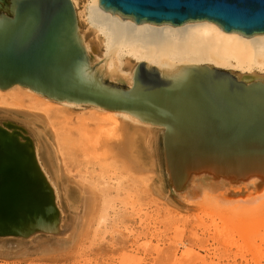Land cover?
<instances>
[{
  "label": "bare ground",
  "instance_id": "obj_1",
  "mask_svg": "<svg viewBox=\"0 0 264 264\" xmlns=\"http://www.w3.org/2000/svg\"><path fill=\"white\" fill-rule=\"evenodd\" d=\"M71 1L76 14L73 40L77 48L82 49L70 75L71 85L79 91L118 100L121 109L55 98L19 83L0 87L3 98L0 105L18 108L31 121L32 118L38 119L39 114H33L29 108L37 110L38 102L53 101L75 108L90 105L107 113V119L113 124L109 132L112 138L123 137L126 141L133 135L127 131L116 134L122 118L127 124H137L147 132L149 147L157 143L151 134L155 129L162 130L168 185L172 192H184L187 203L215 211L221 219H234L239 226H250V222L263 216V150L207 152L184 148L179 151L176 146L190 139L197 119L192 106L179 90L198 84L200 80L222 79L220 73L224 69L232 73L240 71L238 77L243 81H252L256 85L264 82V34L245 37L236 32L227 33L207 20L175 27L170 24H138L118 13L103 10L99 0H89L87 20L97 34L98 43L85 39L79 31L82 16L76 10L77 0ZM16 8L0 0V38L12 35L14 27H7L4 19H13ZM100 45L105 47L101 57ZM124 58L130 70L122 68ZM231 77L234 78L232 74L230 80ZM13 88L35 100L37 107L35 104L24 105V96L19 93L12 96L10 103V96L2 94ZM196 98L202 114L207 113L208 107L219 108L209 99L204 101L203 96L196 95ZM127 105L132 107L126 108ZM135 107L142 110H135ZM54 135L55 148L39 142H33L30 147L29 138L23 141V137L20 139L0 127V252L5 256H28L33 252L55 254L68 245L66 239L55 237L63 232L58 220L60 192L49 167L59 166V160L63 162L71 151V140L58 132ZM226 136L240 137L242 133L222 122L211 123L209 139ZM101 168L102 175L107 176L109 172L120 174L128 165L125 160L120 165L116 159L109 160L106 156ZM219 189H224L225 193L218 192ZM81 199L83 218L86 219L83 224L81 220L73 225L69 236L72 240H77L74 233L80 224L86 227L91 223L97 201L94 192L87 188L81 192ZM111 207L104 201L99 223L106 219ZM79 235L83 237L82 230Z\"/></svg>",
  "mask_w": 264,
  "mask_h": 264
},
{
  "label": "rangeland",
  "instance_id": "obj_2",
  "mask_svg": "<svg viewBox=\"0 0 264 264\" xmlns=\"http://www.w3.org/2000/svg\"><path fill=\"white\" fill-rule=\"evenodd\" d=\"M88 3L77 0L76 10L82 16L79 31L85 39L99 43L87 20ZM99 50L101 57L105 47L100 45ZM128 66L124 58L122 68L130 70ZM18 93L24 96V105L38 104L37 110L29 108L39 114L38 119L31 121L18 108L3 104L0 127L23 141L29 138L30 147L39 142L55 148V132L71 140V151L63 162L49 167L60 192L58 220L63 232L55 237L66 239L68 245L59 254L5 256L0 252V264H264V215L250 226H239L234 219H221L215 211L187 203L184 192L170 190L162 130L151 134L157 143L149 147L147 132L120 118L116 134L127 131L133 135L126 141L112 138L113 124L102 110L90 105L66 107L53 101L37 103L18 88L2 95L10 96L11 103ZM106 156L120 165L125 160L128 168L103 176L101 163ZM84 188L93 191L97 200L86 227L82 226L86 217L80 200ZM218 192L225 193L224 189ZM104 201L112 207L99 223ZM81 220L79 232L74 233L77 240H72L73 225Z\"/></svg>",
  "mask_w": 264,
  "mask_h": 264
},
{
  "label": "water",
  "instance_id": "obj_3",
  "mask_svg": "<svg viewBox=\"0 0 264 264\" xmlns=\"http://www.w3.org/2000/svg\"><path fill=\"white\" fill-rule=\"evenodd\" d=\"M3 2L17 8L13 19H4L7 27L14 29L11 36L0 38V87L19 83L55 98L121 109L118 100L79 91L71 85L70 75L82 50L73 40L76 14L71 0ZM99 6L138 24H170L175 27L207 20L227 33L236 32L245 37L264 34V0H99ZM231 74L235 79H229ZM220 76L223 78L213 77L207 82L200 80L198 84L179 90L192 106L197 119L190 139L177 144L176 148L179 151L195 148L207 152L264 151V82L256 85L252 81H243L225 69ZM196 95L203 96L204 101L209 99L219 108L208 107L207 113L202 114ZM181 102L187 107L184 101ZM135 110L142 109L135 107ZM213 122L229 125L242 136L209 139ZM163 140L164 133L162 144ZM165 167L167 170L166 160Z\"/></svg>",
  "mask_w": 264,
  "mask_h": 264
}]
</instances>
